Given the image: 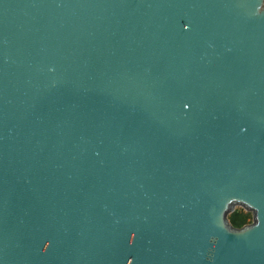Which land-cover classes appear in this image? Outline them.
<instances>
[{"label":"water","instance_id":"95a60500","mask_svg":"<svg viewBox=\"0 0 264 264\" xmlns=\"http://www.w3.org/2000/svg\"><path fill=\"white\" fill-rule=\"evenodd\" d=\"M0 264H264V0H0Z\"/></svg>","mask_w":264,"mask_h":264},{"label":"trees","instance_id":"16d2710c","mask_svg":"<svg viewBox=\"0 0 264 264\" xmlns=\"http://www.w3.org/2000/svg\"><path fill=\"white\" fill-rule=\"evenodd\" d=\"M229 219L234 227L241 228L252 222V213L238 208L230 214Z\"/></svg>","mask_w":264,"mask_h":264},{"label":"rangeland","instance_id":"374dc122","mask_svg":"<svg viewBox=\"0 0 264 264\" xmlns=\"http://www.w3.org/2000/svg\"><path fill=\"white\" fill-rule=\"evenodd\" d=\"M238 208H240V207H236V209H238ZM231 214V213H230ZM230 214H229V216H230Z\"/></svg>","mask_w":264,"mask_h":264}]
</instances>
